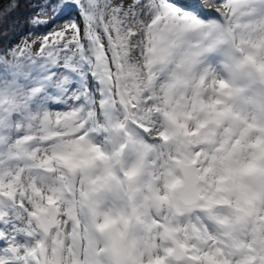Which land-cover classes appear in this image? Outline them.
<instances>
[{"label": "snow or ice", "instance_id": "1", "mask_svg": "<svg viewBox=\"0 0 264 264\" xmlns=\"http://www.w3.org/2000/svg\"><path fill=\"white\" fill-rule=\"evenodd\" d=\"M0 264H264V0L0 6Z\"/></svg>", "mask_w": 264, "mask_h": 264}, {"label": "trees", "instance_id": "2", "mask_svg": "<svg viewBox=\"0 0 264 264\" xmlns=\"http://www.w3.org/2000/svg\"><path fill=\"white\" fill-rule=\"evenodd\" d=\"M8 3V0H0V6L2 5H6ZM30 6H28L26 3H22L21 7L17 10V12L14 14L13 20H18L20 23V27L15 29V32L9 31V35H14L15 33H20V32H24V35L20 37L23 38L24 36L28 35V33L26 31H24V21L21 19V16L26 13L29 12ZM12 23V20L8 21V24L10 25ZM7 27V25H6ZM19 39V40H20ZM19 40H17L16 42L19 43Z\"/></svg>", "mask_w": 264, "mask_h": 264}, {"label": "rangeland", "instance_id": "3", "mask_svg": "<svg viewBox=\"0 0 264 264\" xmlns=\"http://www.w3.org/2000/svg\"><path fill=\"white\" fill-rule=\"evenodd\" d=\"M27 37H28V35H26V36H24L23 38H21V39L19 40V43L21 42V40H23V39H25V38H27ZM249 172H250V174H254V169H250Z\"/></svg>", "mask_w": 264, "mask_h": 264}]
</instances>
